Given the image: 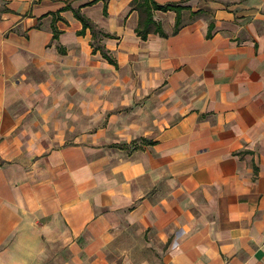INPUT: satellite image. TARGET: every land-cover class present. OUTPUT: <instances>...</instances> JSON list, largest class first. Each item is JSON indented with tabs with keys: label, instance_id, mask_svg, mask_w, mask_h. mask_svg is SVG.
<instances>
[{
	"label": "crops",
	"instance_id": "1",
	"mask_svg": "<svg viewBox=\"0 0 264 264\" xmlns=\"http://www.w3.org/2000/svg\"><path fill=\"white\" fill-rule=\"evenodd\" d=\"M151 1L182 9L142 39L137 0H0V264H110L122 226L141 264H264V0ZM101 66L142 70L171 121L22 125L38 75Z\"/></svg>",
	"mask_w": 264,
	"mask_h": 264
},
{
	"label": "rangeland",
	"instance_id": "2",
	"mask_svg": "<svg viewBox=\"0 0 264 264\" xmlns=\"http://www.w3.org/2000/svg\"><path fill=\"white\" fill-rule=\"evenodd\" d=\"M38 77L46 83V89L20 105L19 112L23 114L22 125L27 131L45 140L58 141L66 135L71 141L83 133V125L107 124L111 113L121 115V122L146 127L155 120L172 118L169 111H160L159 107L162 102L173 105L176 100L167 99L161 88L145 87L139 80L146 78L142 70L101 66L89 74L73 67V78L53 80L42 73ZM138 233L134 227H121L119 242L109 253L110 264L143 263L137 253H144L146 245ZM127 253H132L130 258H126Z\"/></svg>",
	"mask_w": 264,
	"mask_h": 264
},
{
	"label": "trees",
	"instance_id": "3",
	"mask_svg": "<svg viewBox=\"0 0 264 264\" xmlns=\"http://www.w3.org/2000/svg\"><path fill=\"white\" fill-rule=\"evenodd\" d=\"M138 7L143 10L145 13V17L139 21V24L136 28V32L139 36L142 37V39H147L148 34L155 29L157 32H162L161 27L156 25L152 18V11L155 10H162V11H168V10H175L178 14L181 11V7L175 5V4H166V5H159L151 0H137ZM79 18L83 20V30L81 33H84V30L86 27L90 26L93 32V40H92V46L94 48V51L101 50L103 56L112 64H116V61L110 56L108 53V50L104 45L100 43L98 40V37L101 32H99L93 24L88 22L86 19H84L82 16L78 14ZM155 24V27L153 25Z\"/></svg>",
	"mask_w": 264,
	"mask_h": 264
}]
</instances>
